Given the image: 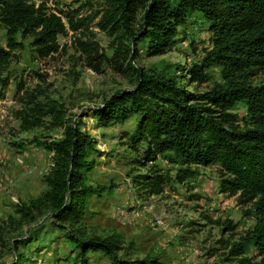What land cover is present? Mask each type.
<instances>
[{"label": "rangeland", "instance_id": "rangeland-1", "mask_svg": "<svg viewBox=\"0 0 264 264\" xmlns=\"http://www.w3.org/2000/svg\"><path fill=\"white\" fill-rule=\"evenodd\" d=\"M28 1L45 2L50 11L62 13L80 9L79 18L87 21L78 31L60 35L61 48L50 56L37 51L32 36L17 34L21 45L0 75V264H84L58 228L48 200L56 155L42 144L66 138L69 128L94 138L88 185L107 187L91 200L82 223L88 237L120 234L119 256L133 261L264 264V247L255 235L256 200L223 193V174L215 166L195 167L197 177L177 182L178 167L164 157L140 162L130 146L137 116L107 126L97 114L118 94L135 90L145 75L171 78L198 94L224 84L220 69L206 65L215 44L207 19L194 14L179 28L170 51L154 55L130 32L140 34L142 13L130 30L114 32L100 27L106 0ZM1 43L10 50L4 28ZM195 65L210 77L198 81L192 76ZM263 80L264 69L248 79L252 85ZM198 103L214 107L207 100ZM226 112L246 115L241 105ZM152 174L169 176L163 194L148 196L136 185L135 176ZM88 260L113 264L102 252H89Z\"/></svg>", "mask_w": 264, "mask_h": 264}, {"label": "trees", "instance_id": "trees-1", "mask_svg": "<svg viewBox=\"0 0 264 264\" xmlns=\"http://www.w3.org/2000/svg\"><path fill=\"white\" fill-rule=\"evenodd\" d=\"M106 2L108 7L100 27H111L114 32L130 30L138 13H142L140 34L130 32L136 40L148 43V50L154 55L170 51L179 28L194 14H202L209 22L215 44L206 57V65L220 69L224 84L198 94L171 78L145 75L135 90L118 94L97 114L100 123L107 126L137 116L139 123L130 146L139 152L138 160L148 163L164 157L178 167L177 182L197 177L199 170L195 167H218L223 174V193L240 194L241 201L256 200L255 235L264 247V80L257 85L248 81L256 69H264V0ZM80 12L50 11L45 2L0 0V75L13 50L21 45L16 41L17 34L32 36L37 51L50 56L61 48L60 35L85 25L87 19L79 18ZM2 28L10 50L1 43ZM202 65L192 69V76L200 82L210 77ZM199 100H207L214 107L200 105ZM240 105L245 107L243 118L226 112ZM239 121L241 124H237ZM28 123L32 125L31 120ZM42 145L56 155V170L48 177V200L61 223L58 228L75 244L84 264H89V252H102L111 257L113 264H153L120 257L119 252L124 249L120 234L88 237L83 230L91 200L107 190L105 186L88 185L87 173L94 164L89 160L95 150L94 138L79 128H69L66 138ZM167 177L135 176L134 181L146 195L153 196L165 192Z\"/></svg>", "mask_w": 264, "mask_h": 264}]
</instances>
